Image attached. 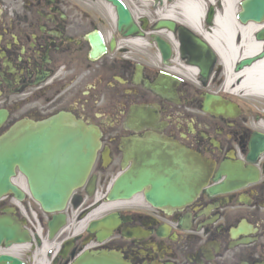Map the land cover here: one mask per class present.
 <instances>
[{
    "label": "flooded vegetation",
    "instance_id": "af4514ba",
    "mask_svg": "<svg viewBox=\"0 0 264 264\" xmlns=\"http://www.w3.org/2000/svg\"><path fill=\"white\" fill-rule=\"evenodd\" d=\"M100 2L0 0V136L67 115L95 129L101 144L54 239V216L35 202L18 169L13 182L24 198H1L0 216L22 218L21 207L35 215L33 226L26 221L28 230L39 228L46 245L58 246L54 255H44V264H74L85 254L115 255L126 264H264V104L239 94L236 80L229 88L210 42L227 49L213 20L219 9L204 8L201 22H177L174 31L158 29V19L146 24L142 15L136 24L143 36L129 37ZM96 34L105 52L94 56ZM206 102L212 110H230L212 114L204 110ZM148 146L160 153L162 147L183 149L209 163L208 183L192 203L157 208L145 196L151 187L129 200H107L115 180L145 161ZM231 167L235 171L226 170ZM228 173L253 178L223 192ZM106 217L117 224L100 243L88 228Z\"/></svg>",
    "mask_w": 264,
    "mask_h": 264
},
{
    "label": "water",
    "instance_id": "95a60500",
    "mask_svg": "<svg viewBox=\"0 0 264 264\" xmlns=\"http://www.w3.org/2000/svg\"><path fill=\"white\" fill-rule=\"evenodd\" d=\"M106 1L116 8L117 23L121 31L126 32L127 36L139 32L131 13L121 0ZM151 1L156 5L163 2V0ZM241 8L238 19L242 24L264 23V0H244ZM160 24V27H169L172 30L175 28L174 23L169 21ZM257 40L258 42L264 40V29L257 34ZM91 44L94 56L105 52L100 34L91 38ZM263 60L264 51L241 61L236 71L241 72L251 68ZM204 110L216 115L225 113L223 106L212 110L208 102ZM4 120L5 115L0 114V126ZM99 138L100 134L95 129L76 123L67 115L53 118L37 128L19 125L11 129L0 137V198L8 194L15 195L19 200L24 198L21 190L12 182L18 168L21 174L28 178L30 192L42 209L47 213L57 214L49 225L53 237V232L65 223V215L62 212L66 209L71 195L85 184L91 173L101 146ZM145 151L147 152L145 161L137 165L128 177L120 176L115 181L109 200H129L143 192L144 188L151 187L145 196L148 202L157 208H182L194 201L207 183L205 176L207 165L202 159L198 155L187 156L180 149L168 150L162 147L160 153L157 148L154 150L153 147L148 146ZM226 170L233 172L235 168H226ZM228 177L230 183L236 181L230 173ZM244 177L248 180L253 178L249 173L244 174L242 178ZM220 188L223 192L231 189L228 184ZM116 224V221L112 222L108 217L95 222L89 228V232L98 231V240L102 242ZM25 225V221H19L16 217L0 216V247L30 243L32 238L24 228ZM0 264L25 263L17 257L2 255ZM75 264L126 263L115 255L86 254Z\"/></svg>",
    "mask_w": 264,
    "mask_h": 264
},
{
    "label": "bare ground",
    "instance_id": "6f19581e",
    "mask_svg": "<svg viewBox=\"0 0 264 264\" xmlns=\"http://www.w3.org/2000/svg\"><path fill=\"white\" fill-rule=\"evenodd\" d=\"M145 2L155 4L151 0ZM239 2L240 0L238 2L235 0H222L223 12L222 14H219L216 19V22H214L216 25V32L224 37L227 49H223L216 42V40L212 39L210 40V42L213 44L215 49L218 50L221 56V60L227 68V81L229 82V88L233 87V83L231 81L236 80L238 83H241L240 86H238L237 88L238 93L239 91H245L248 95L264 99V60L258 62L253 67L246 69L240 74H233L231 71L234 61H236L239 55H241L242 50H244L245 55H252L253 53L257 52V50L260 48V44L254 43L250 35L255 34L256 31H259L264 28L263 25H251L246 29L240 30L241 27L236 25L237 22L235 18L237 5L239 4ZM178 7L182 11L184 20L187 23L197 24L202 21V14L204 13V11L203 7H201L199 3L190 0H184L178 5ZM237 30H240V32L236 33ZM241 32H243L242 36L244 37L242 41L243 47H241V50L238 54L239 48L237 47V44L233 42L232 38L235 33L241 34ZM19 247L24 248L27 246H17L15 248L13 247V249L11 250L15 251Z\"/></svg>",
    "mask_w": 264,
    "mask_h": 264
},
{
    "label": "rangeland",
    "instance_id": "374dc122",
    "mask_svg": "<svg viewBox=\"0 0 264 264\" xmlns=\"http://www.w3.org/2000/svg\"><path fill=\"white\" fill-rule=\"evenodd\" d=\"M235 1H239V0H235ZM241 1V0H240ZM182 1H176L175 2V4L174 5H171V4H166L165 5V7L162 9H160V10H158V12L160 11L162 14H168L169 12H171L173 15H175V16H177L178 18H182V16L179 14V13H181V10H180V8L178 7V5L181 3ZM216 3H217V6L221 9V8H223V3H222V0H216ZM240 3V2H239ZM99 4H101V5H103V6H105L106 8H108V6L105 4V3H99ZM129 4H130V7L134 10V12H135V15H136V17H139V16H141L143 13H146V15H149V16H151V20H155L154 19V15H152V14H148V13H150V11H152L151 13H153V7L150 5V3H143V2H141V1H139V0H129ZM239 4L237 5V8L239 9ZM158 15H156V17H157ZM113 15L111 16V22H114L113 20ZM242 94V93H241ZM252 97H254V96H252ZM256 98V97H255ZM256 100L258 101V102H260V103H262L263 102V104H264V99H259V98H256ZM47 246H50L51 248V252L53 253L54 251H56L57 250V248H58V246L56 245V244H53V245H50V244H48ZM47 246H44L43 248H44V250H42L43 251V253H45V251L47 250ZM30 247V246H29ZM29 247H19L17 250H15V252L17 253V254H19V255H21L20 257H22V258H24V259H28V257L25 255V254H27L26 252H30L31 250H29ZM36 253H37V256L36 255H34L33 256V253H32V256H33V258H34V260H29L28 262L30 263V264H41V259H42V255H41V250H40V248L39 247H36ZM25 255V256H24ZM26 257V258H25ZM43 258H44V256H43ZM30 259V258H29ZM33 261H35V262H33Z\"/></svg>",
    "mask_w": 264,
    "mask_h": 264
}]
</instances>
